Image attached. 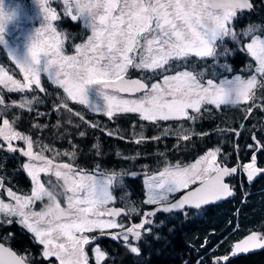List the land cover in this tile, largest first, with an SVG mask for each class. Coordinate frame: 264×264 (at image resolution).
Listing matches in <instances>:
<instances>
[{"label": "snow or ice", "instance_id": "snow-or-ice-1", "mask_svg": "<svg viewBox=\"0 0 264 264\" xmlns=\"http://www.w3.org/2000/svg\"><path fill=\"white\" fill-rule=\"evenodd\" d=\"M39 26H33L13 38L10 33L20 30L22 20L27 18L20 4L6 6V0H0V51L6 52L15 68L23 76V81L15 79L3 67H0V85L9 92L36 91L46 93L42 76L57 88L62 89L66 98H61L57 106L80 121L89 123L84 115L69 106L83 105L91 111L106 115L112 119L117 113H136L143 121L157 123L169 120H192L205 105L220 108L221 105L248 103L247 113L257 105L255 90L264 88V24L249 22L242 32L237 33L235 26L241 23L245 10H252V0H62L63 16L70 17L90 30L87 39L74 45V54L64 51V39L54 22L62 19L54 4L60 0H32ZM248 37L241 50L246 51L255 61V72L247 79L235 76L218 82L205 79L203 73L189 70L190 57L205 59L216 58L217 49L225 38L239 41ZM227 50H225L226 52ZM251 67V65L249 66ZM129 68L141 72H150L153 77H162L154 83L147 78L127 79ZM230 71V69H228ZM127 93L130 98L119 95ZM139 93L140 95H136ZM32 101H24L16 107H28ZM4 99L0 97V105ZM15 121L2 120L0 139L7 144L8 150L19 151L29 158L23 164L32 180L30 195H17L10 188L6 194L10 202L0 199V227L19 224L30 234L32 243L41 245L39 255L48 264H88L89 256L85 246L95 245L101 236L110 235L114 240H123L131 253L139 254V248L131 246L130 237L139 240L141 229L151 223L147 218L142 223L126 227L115 217L122 215L121 210L108 207L114 202L113 185L118 177L125 173L106 172L99 165L92 171L77 169L72 163H54L43 152L33 151V140L14 128ZM69 123H72L70 120ZM36 127H39L36 125ZM109 136L117 135L102 129ZM168 130H165V135ZM80 132V136H85ZM178 139L189 140L191 135L179 127ZM123 139V136H118ZM145 137L140 133L134 142L140 144ZM159 139V137H153ZM13 140H22L24 148L13 147ZM2 147V145H0ZM99 154V145L94 146ZM219 149L209 151L189 167H166L146 181L148 188L147 204H160L167 195L190 184L200 182V187L188 193L171 207L160 211H171L185 205L200 207L211 199L222 195H231L223 176L237 171L235 167L218 166L215 161ZM59 155V153H57ZM69 159H75V152L64 153ZM255 156L252 162L243 165L249 180L254 173L264 171L256 168ZM36 161L37 163H32ZM204 163L206 166L200 167ZM53 174L62 181L66 207L61 206L57 195L49 191L40 180V174ZM210 173H215L211 180ZM3 188V181H0ZM47 198L43 211H33L36 201ZM155 215L154 212L148 213ZM107 218V219H105ZM106 229H120L119 232L105 233ZM99 232V236L87 233ZM6 240H14L8 233ZM264 249V236L250 234L230 249L232 255L248 252L253 248ZM96 264L106 259V253L94 246ZM229 264V257H223ZM0 264H36L29 259L27 252L21 255L10 246L0 243ZM219 264V262H217Z\"/></svg>", "mask_w": 264, "mask_h": 264}, {"label": "trees", "instance_id": "trees-1", "mask_svg": "<svg viewBox=\"0 0 264 264\" xmlns=\"http://www.w3.org/2000/svg\"><path fill=\"white\" fill-rule=\"evenodd\" d=\"M243 52H237L235 58L230 61L235 68H241L245 63L247 55ZM53 95L52 92V103H55L56 98ZM70 104V107L78 109L89 123L99 125L98 128H93L82 121H76L78 131L66 134L68 140L64 146L67 151L75 152L73 164L81 169H90L97 165L109 168V162L121 161L127 154L135 158L136 164H147V170L151 171L155 169L151 164L153 161L161 160L157 161V167L167 163L187 162L213 149H219L218 159L230 165L239 160L241 163L248 162L252 155L257 153L259 163L264 166L262 108L252 110L248 117L230 109L225 118H221L222 110L201 109L200 113L194 115V121L181 119L152 123L139 119L136 114L127 113H117L112 120L105 117H101L103 120L92 119L93 116L85 106ZM181 125L191 135L189 140L177 138L175 129ZM166 128L170 129L167 135L164 134ZM102 129L117 135L109 136ZM80 132H85L86 135L81 137ZM140 133H143L145 139L136 144L132 138H139ZM118 136L124 138L120 139ZM97 144L99 154L94 147ZM258 144L261 145L259 150ZM223 152L231 156L223 157ZM232 177L234 182L237 175ZM261 178L264 179V175ZM138 179L139 177L127 179V182L133 184V188L126 193L132 196L129 203L141 211L139 201L144 192L142 193L143 188ZM262 182L260 181V190L256 192L253 188L245 186L241 189L236 186L231 197L220 204L188 209L185 212H156L147 234L137 242L138 255L131 253L122 239L100 237L97 243L106 253V259L101 264H225V255L229 257V264H264V253L261 252L258 256H233L231 252L227 253V249L240 237L248 234L254 227L264 226ZM135 197L138 198L137 201ZM140 211L136 217L140 216ZM222 225L226 227L221 228ZM234 228L238 231L231 235Z\"/></svg>", "mask_w": 264, "mask_h": 264}, {"label": "flooded vegetation", "instance_id": "flooded-vegetation-1", "mask_svg": "<svg viewBox=\"0 0 264 264\" xmlns=\"http://www.w3.org/2000/svg\"><path fill=\"white\" fill-rule=\"evenodd\" d=\"M253 8L252 10L248 11L245 10L243 13V19L241 23L237 24L235 26V30L237 33L242 32L246 27H248L249 22H253L255 24H264V0H252ZM16 4H20L22 6V9L25 13H27V18L22 20L20 25V30H13L10 33V39L13 38L16 35H20L22 31H25L33 26H39V21L35 16V9L33 6L32 0H6V6H15ZM54 7L57 8V12L61 14L62 19L60 21L54 22L58 25V30L62 34V38L64 39V51L68 55L74 54V45L83 43L87 39V35L90 34V30L85 28L82 23L77 21H72L70 17H64L63 16V4L62 0H60V3L54 4ZM249 42L248 37H241L239 41H233L231 38H225L224 42L220 45V47L217 49L218 55L216 58L208 57L205 59H200L196 57H190L189 59L192 61V63H189L187 65V68L189 70L203 73L205 79H214L217 82L222 79L221 76L218 77V75L211 74L212 69L220 68L221 64L226 63L232 70L233 73L240 70L242 67L246 66V64L250 63L252 65V58L250 55L245 52L247 55L245 58V63L241 68H235L233 63L230 61L235 58L237 52H241V48L243 44H246ZM225 50H227L225 52ZM229 52V54H228ZM244 53V52H243ZM226 54V55H225ZM228 54V55H227ZM0 64L2 65L10 75H13L15 79H18L20 81H23L22 74L19 73V70L15 68V65L11 62L10 58L7 56L6 52L0 51ZM234 76L229 77L228 79H232ZM127 79H141L145 80L147 78L148 83H154L159 80H162V77H153L152 73L150 72H141L134 68H129L127 72ZM42 83L43 86L47 89L46 93L36 91H24V92H9L6 88H4L2 85H0V97L4 99V104L0 105V125H2L3 119H8L11 122L15 121L14 128L15 130L26 134L30 136L33 140V144L36 148H39V145L42 146V148H46L47 150V156L51 155V148H53V152L59 153V155H64L66 153V147L64 144L68 140V137L65 133V126L63 124V118L64 113L61 115L62 108H58L57 106L60 103H52V92L57 95H59L55 100L61 101V98H66V94L63 93V90L57 88L54 84H52L48 79L47 76H42ZM123 96L124 98H130L127 93H121L119 94ZM137 96L140 95L139 93L136 94ZM60 98V99H59ZM24 101H32L30 107L31 110L28 109V107L20 108L16 107V105L21 104ZM252 101H250L251 103ZM72 103L71 101H68L69 106ZM212 106V105H211ZM224 106L221 105L220 108L210 109V105H205L202 110H215V111H221L223 110ZM76 109V108H74ZM87 111L90 112L92 119L101 117L108 118L106 115H103L101 113L91 111L88 108H86ZM220 109V110H219ZM78 110V109H76ZM191 111V110H189ZM127 114H136V113H127ZM136 116L140 119L139 115L136 114ZM113 119V118H112ZM111 119V120H112ZM103 120V119H102ZM38 125L39 127H36ZM13 147H16L18 149L24 148V141L22 140H13L12 142ZM0 181H3V188H0V199L4 200L5 202L14 203L10 200V198L7 196L6 191L7 189H11L13 192H15L17 195L27 196L31 194L32 191V180L26 173L25 169L23 168V164L29 161V158L26 156H23L19 151L12 152L8 150L7 144L4 143L2 139H0ZM261 148V145H257V149L259 150ZM26 150V145L25 148ZM45 151V153H46ZM205 155L207 152L204 153ZM220 155V154H219ZM223 157L231 156L230 154L223 152L221 153ZM239 155V154H238ZM256 158L255 165L256 168L264 170V166H262L258 161L257 153L253 154ZM252 155V157H253ZM46 156V157H47ZM129 155L126 154V157L119 160H112L109 162V168L99 165L100 168L109 170V172L113 171H119L127 172L129 170L128 175H122L118 178L117 183V190L114 193V202L109 206L110 208H123L127 207L129 204V198H125L126 191H129L133 188V184H131L129 181L127 182V179L134 178L133 174H130L131 165L128 160ZM200 155L194 160L187 161V162H176L178 163H196L197 160H200ZM252 157L250 161L241 163V160L239 162L234 163L233 165H230L226 162L218 163L219 166L222 167H228L229 169L235 167L237 171L231 175L226 176V181L230 184L232 192L234 191V188L236 186H239L241 189H243L245 186L248 188H253L254 192L259 191L261 188V176L264 175V171H260L258 173H254L256 177L249 180L248 173L244 170L243 165H247L250 162H252ZM240 159V158H239ZM36 162V161H35ZM154 164L152 166H155L157 169L151 170L148 175H156L159 172L163 171L164 168L157 167L156 162H153ZM175 163V164H176ZM206 166L204 163L200 165V167ZM147 165L145 163L136 164L133 163V170H137L139 175V180H144L142 178V173H145L143 169H145ZM147 170V169H146ZM148 171V170H147ZM137 173V174H138ZM26 175L27 177H21L20 175ZM212 173L209 174V176ZM45 175L44 173L40 174V180L42 183L45 184V187H48V190L54 191L56 193V184L53 183V185H47L45 181ZM237 175L234 182L232 180L234 179L232 176ZM208 176V177H209ZM207 177V178H208ZM200 182L197 181L195 184H190L188 188L181 189L177 192H175L170 199L164 201V203L171 202L178 198L183 192H185L188 189H191L192 187L196 186ZM142 186H144L143 181L140 182ZM115 186V184L113 185ZM61 202V206L63 207V201L61 197L59 196L58 199ZM48 201L47 198H45L43 201H36L33 205L32 210L33 211H43L45 210V207L47 205ZM163 204V203H162ZM127 205V206H126ZM144 210V207L143 209ZM141 210V211H142ZM188 209L182 210L180 212H185ZM143 212V211H142ZM168 212H178V211H168ZM126 213L127 210H126ZM118 220H122L125 218L124 214L120 215L119 217H116ZM0 219H3L2 216H0ZM226 227V226H224ZM221 226V228H224ZM239 227V226H238ZM238 231L236 228L233 229L231 232L232 234H235V232ZM249 232H257L258 235L264 236V226H259L257 229H254ZM248 232V233H249ZM11 233L14 235V240H6L5 236ZM241 238V237H240ZM0 243H4L5 246H10L13 251H16L18 254H25L27 252V255L29 259L35 260L36 264H48V261L42 260L39 253L41 252L42 246L32 243L30 234H26L19 224H11V225H4L3 227H0ZM234 245V243H233ZM233 245L228 248L227 253L231 252L230 249L233 247ZM264 253V249L260 251H254L250 253H244V254H238V255H248L252 254L255 256H258V253ZM55 262V264H58V261H55V258H50Z\"/></svg>", "mask_w": 264, "mask_h": 264}, {"label": "rangeland", "instance_id": "rangeland-1", "mask_svg": "<svg viewBox=\"0 0 264 264\" xmlns=\"http://www.w3.org/2000/svg\"><path fill=\"white\" fill-rule=\"evenodd\" d=\"M244 52H246V51H244ZM228 54H229V52H228ZM227 54V55H228ZM226 55V54H225ZM1 62V61H0ZM252 62V65L250 64V63H248V64H246V66H244V67H242L240 70H238L237 72H235V73H233L231 70V68L226 64V63H223V64H221V66H220V68H216V69H212V71H211V74H213V75H218V77L219 76H221V78L223 79V78H225V77H227V78H229V77H231V76H240L241 78H243V79H247L250 75H252V74H254V72H255V61L254 60H252L251 61ZM251 65V67H249ZM2 65L0 64V67H1ZM228 69H230V71L228 70ZM62 90V89H61ZM55 97H58L59 95H57V94H55L54 95ZM52 102V101H51ZM257 105H261L260 103H263L264 102V88H257L256 90H255V101H254ZM55 103H61V101H57L56 100V102ZM252 103V102H251ZM250 102H248V103H244V102H242V103H240V104H237V105H226V106H224V108H223V110L221 111V118H225L226 117V114H228V112L229 111H231V110H236L237 111V113H241L243 116H245V117H248L249 116V113H247V108L249 107V104H251ZM212 107H215V106H211L210 105V109L212 108ZM259 108H261L260 106H257V107H254L252 110H259ZM212 109H214V108H212ZM231 109V110H230ZM220 110V109H219ZM209 111H211V110H209ZM190 112V114H192V115H195V114H198V113H192L191 111H189ZM62 113H64V118H63V124H64V128H65V133L68 135L69 133H75V132H77L78 131V126H76V121H80L79 120V118L78 117H73V116H71V114H69L67 111H65L64 109H62L61 110V115H62ZM72 121V123H69V121ZM264 121V120H263ZM179 127L180 126H177V129H175V132H177V130L179 129ZM84 128H87V126H84ZM172 127H171V131H172ZM166 130H168V133L170 132V129H168V128H166ZM164 134H165V131H164ZM137 138L136 137H134V138H132V140H136ZM24 148H25V145H24ZM41 149H42V146L41 145H39V148H36L35 146H34V144H33V151L34 152H40L41 151ZM215 150H217V149H213V150H210V151H215ZM66 152H68V153H71V151H67L66 150ZM48 152L46 151V153H45V151L43 152V155H45V156H47L48 154H47ZM203 156H205V154H203ZM202 156V157H203ZM49 159H53V161H54V163H72L73 164V159H69V157L68 156H65V155H57V153L55 154L54 152H53V148H51V155L50 156H47ZM129 157V159L130 160H128L129 161V163H130V165H131V170H130V174H133V177H135V178H138V175H139V173H138V171L137 170H133L132 168H133V163H137L134 159V157L133 156H128ZM157 161H161L160 159L159 160H156V161H153V162H156V163H159V162H157ZM164 161V159L162 160V162ZM252 161V160H251ZM29 162V161H28ZM28 162H26V163H28ZM153 162H151V164L153 165L154 163ZM32 163H37V162H35V161H33ZM193 163V162H192ZM192 163H185V164H182V163H172V164H169V163H167V164H165V165H163L162 167L165 169L166 167H176L177 165H179L181 168H184V167H189L190 165H192ZM215 163L218 165V163H221V160H219L218 159V157L216 158V161H215ZM251 163V162H250ZM74 165V164H73ZM147 165V164H146ZM155 165V164H154ZM77 169H81V168H79V167H77L76 165H74ZM219 166V165H218ZM96 167L97 166H95V167H93V168H90V169H84L85 171H92V170H94V169H96ZM100 168V167H99ZM147 169V167H145V169H143L144 171H145V173H142V174H140V175H142V178L144 179V180H139V182H142L143 181V183H144V186H142V188H143V191H142V193L144 192V195H143V197H142V199H141V201H139V204H141V206H140V209L142 210L143 209V207H144V210H142L143 212H142V214H141V211L139 210V209H137V208H135L134 206H132L131 204H129L125 209L127 210V212L128 213H125L124 214V216H125V218L124 219H122V220H118L116 217H115V219L117 220V222H119V223H121V224H123L124 226H125V228L126 227H130V226H132L133 224H139V223H142L143 221H144V219L145 218H147L148 220H150L151 221V223H149V224H145L144 225V229H141L140 231H141V237L140 238H143L146 234H147V232H148V229L150 228V226H151V224H152V222H153V219H154V216L155 215H151V216H149L148 215V213H151V212H154V213H156V212H158L157 211V209L160 207V205L162 204V203H164V202H162V203H160V204H147V203H145V201L147 200V198H148V188H147V184H146V181L148 180V178L150 177V176H152L151 174L150 175H148L147 173H149L150 171H147L146 170ZM155 169H157V168H155ZM100 170H104V171H106V172H109V170H105V169H102V168H100ZM26 171V170H25ZM115 172H117V173H125V175H128V173H129V170L127 171V172H122L121 170H119V171H115ZM26 173H27V171H26ZM110 173V172H109ZM138 173V174H137ZM121 177V176H120ZM119 178V177H118ZM45 181H46V184L47 185H53V183L54 184H56V195H57V199H59V196L61 197V199H62V201H63V204H64V206L63 207H66V202H65V197H64V189H63V186H62V184H63V182L62 181H59V180H57V178L55 177V175H54V173L53 174H46L45 175ZM261 181H263L262 182V184H264V179H261ZM134 183H136V181L134 180L133 181ZM119 183H115V186H113V188H112V194H113V196L115 197V192H116V190H117V185H118ZM47 189H48V187H46ZM50 191V190H49ZM136 192H138L137 190H136ZM177 192V191H176ZM175 192H172V193H169L168 195H167V200L168 199H170V197L174 194ZM232 195V194H231ZM125 198H129L130 200L132 199V196L131 195H129V194H127L126 193V195L124 196ZM134 199V198H133ZM138 200V198L137 197H135V201H137ZM112 204V203H111ZM111 204H109L108 205V207L111 205ZM149 205V206H148ZM139 211H140V216L139 217H136L135 215H137V214H139ZM171 211H173V210H171ZM105 219H107V218H105ZM223 226V225H222ZM259 226H257V227H254V229H257ZM254 229H252V230H254ZM246 230V229H245ZM251 230V231H252ZM119 231H121L120 229H106L105 230V233H109V232H112V233H114V232H119ZM87 235H90V236H99V232H93V233H87ZM104 236H107V237H111L110 235H104ZM104 236H101V237H104ZM100 239V238H99ZM130 240H131V246H136L137 247V242H138V240H136L135 238H133V237H130ZM94 246H98V247H100L99 245H98V243H97V240L95 241V245H93V244H89V245H86L85 246V251L88 253V256H89V261H88V264H90L91 262H96V260H95V253H94V251H93V248H94ZM129 248V247H128ZM101 249V248H100ZM130 249V248H129ZM102 250V249H101ZM103 251V250H102ZM104 252V251H103Z\"/></svg>", "mask_w": 264, "mask_h": 264}, {"label": "water", "instance_id": "water-1", "mask_svg": "<svg viewBox=\"0 0 264 264\" xmlns=\"http://www.w3.org/2000/svg\"><path fill=\"white\" fill-rule=\"evenodd\" d=\"M214 176H215V173H212L207 179L211 180L212 177H214ZM226 176H227V175L223 176V178H222L223 183L228 185V188H229V190H230L231 193H232V190H231L230 184L226 181ZM254 177H256V176L253 175V178H254ZM200 186H201V185H200V183H199V184H197L196 186L192 187L191 189L186 190L185 192H183V193H182L178 198H176L175 200H173V201H171V202H168V203H163V204H161L160 207H159L158 209L163 208V207H171L172 204H176L181 198H183L184 196H186L188 193L192 192L193 190L199 188ZM230 197H231V195H222L219 199H211L208 203H203V204H201L200 207H198V208H197V207H194V206H190V205H185V206L182 207V208H175V209H172V210H173V211H182V210H185V209H201V208L206 207V206L220 204V203H222L223 201L229 199ZM116 209L121 210L122 215L126 213V209H125L124 207H123V208H122V207H121V208H116ZM158 209H157V211H160V210H158ZM118 217H119V216H118ZM252 233H256V234H258L257 232H250V233L244 235L243 237H241L240 239H238L235 243L244 240L246 237H248V236H249L250 234H252ZM235 243H234V244H235ZM260 250H262V249L256 247V248H253L252 250H250V251H248V252H241V253H237V254L250 253V252L260 251Z\"/></svg>", "mask_w": 264, "mask_h": 264}]
</instances>
